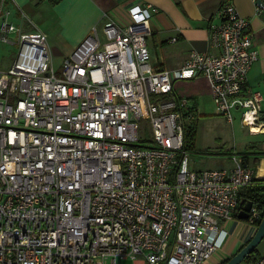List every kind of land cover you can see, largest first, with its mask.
Listing matches in <instances>:
<instances>
[{"label":"built area","instance_id":"2783aa9c","mask_svg":"<svg viewBox=\"0 0 264 264\" xmlns=\"http://www.w3.org/2000/svg\"><path fill=\"white\" fill-rule=\"evenodd\" d=\"M5 1L0 44L14 49L0 68V264L210 258L242 207L240 191L264 172L241 153L229 168L190 166L194 107L173 82L205 76L227 123L236 110L250 133L264 131L262 97L247 79L257 50L234 1L220 0L207 50L191 49L173 68L150 62L152 3L130 5L124 24L92 25L56 66L46 34L18 27ZM140 117L150 123L148 143ZM260 219L251 202L246 220L256 227ZM251 264H264V251Z\"/></svg>","mask_w":264,"mask_h":264},{"label":"crops","instance_id":"0c3cea01","mask_svg":"<svg viewBox=\"0 0 264 264\" xmlns=\"http://www.w3.org/2000/svg\"><path fill=\"white\" fill-rule=\"evenodd\" d=\"M233 1L239 14L247 19L253 35L257 59L250 66L247 79L249 87L260 92L262 101L264 10L262 7L256 9V0ZM147 2L157 8L149 17L151 34L146 38L153 66L173 68L182 62L191 49L207 50V27L209 21L216 20L214 15L220 0H6L5 7L10 19L21 29L38 28L46 34L52 61L54 65H58L82 37L89 33L92 25H96L101 32L109 19L124 24L128 21L127 9L130 5ZM174 36L177 39L171 41ZM211 51L215 52L214 49ZM54 59H58V62L55 63ZM173 90L177 95L191 99L195 113L199 102L211 97L208 80L203 75L176 79ZM260 108L262 117L264 108L261 105ZM245 153L248 160L256 162V165L261 161L259 171L264 172V155H258L257 152ZM227 156L230 158V153ZM231 166L232 164L227 167ZM224 228L226 234L221 246L202 264H222L250 239L256 229L254 224L237 216L225 221ZM263 238L264 236L253 255L244 258L239 264H251L254 257L264 251Z\"/></svg>","mask_w":264,"mask_h":264},{"label":"rangeland","instance_id":"374dc122","mask_svg":"<svg viewBox=\"0 0 264 264\" xmlns=\"http://www.w3.org/2000/svg\"><path fill=\"white\" fill-rule=\"evenodd\" d=\"M14 46L0 44V68H7L10 63V52ZM57 63L58 59H54ZM57 66V65H56ZM59 71V66L57 67ZM264 98V97H263ZM264 108V99L261 101ZM264 118V113L262 115ZM193 129L191 140L187 142L190 166L195 169L228 168L232 164L229 158L232 153L257 152L264 155V131L252 134L240 122L239 112L235 110V119L231 124L217 113L211 97L203 98L198 105L197 112L187 119ZM138 134L151 139V128L148 118L140 117L137 120ZM228 157V158H227ZM252 165H256L251 161ZM264 163V160H263ZM264 169V164L262 165ZM264 239V238H263ZM121 263H131L129 259Z\"/></svg>","mask_w":264,"mask_h":264},{"label":"water","instance_id":"95a60500","mask_svg":"<svg viewBox=\"0 0 264 264\" xmlns=\"http://www.w3.org/2000/svg\"><path fill=\"white\" fill-rule=\"evenodd\" d=\"M256 3L259 4L264 10V0H256ZM243 202L240 211L237 213L239 218H247L248 210L251 205V201L240 199ZM264 236V215L260 219L259 223L256 226V229L253 235L242 245L233 255L226 259L222 264H239L246 255L251 253L259 243V241Z\"/></svg>","mask_w":264,"mask_h":264},{"label":"trees","instance_id":"16d2710c","mask_svg":"<svg viewBox=\"0 0 264 264\" xmlns=\"http://www.w3.org/2000/svg\"><path fill=\"white\" fill-rule=\"evenodd\" d=\"M192 135H193V129L189 127L185 137L187 148L189 147L187 142L189 141V139L191 140ZM241 154H243L244 157L247 159V154L245 152ZM240 198L243 200H249L254 205H256L257 208L260 210V216L262 218V216L264 215V177L253 178L252 181L248 185L243 187V189L240 191ZM254 251L255 249L251 253L246 255L245 259L251 257Z\"/></svg>","mask_w":264,"mask_h":264},{"label":"bare ground","instance_id":"6f19581e","mask_svg":"<svg viewBox=\"0 0 264 264\" xmlns=\"http://www.w3.org/2000/svg\"><path fill=\"white\" fill-rule=\"evenodd\" d=\"M256 129V128H255Z\"/></svg>","mask_w":264,"mask_h":264}]
</instances>
